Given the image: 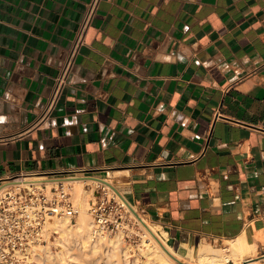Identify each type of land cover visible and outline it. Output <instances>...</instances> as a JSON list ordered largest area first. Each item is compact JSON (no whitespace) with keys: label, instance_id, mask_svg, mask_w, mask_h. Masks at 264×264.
I'll list each match as a JSON object with an SVG mask.
<instances>
[{"label":"crops","instance_id":"0c3cea01","mask_svg":"<svg viewBox=\"0 0 264 264\" xmlns=\"http://www.w3.org/2000/svg\"><path fill=\"white\" fill-rule=\"evenodd\" d=\"M89 1L0 0V181L97 176L176 254L264 262V0H98L50 104Z\"/></svg>","mask_w":264,"mask_h":264},{"label":"built area","instance_id":"2783aa9c","mask_svg":"<svg viewBox=\"0 0 264 264\" xmlns=\"http://www.w3.org/2000/svg\"><path fill=\"white\" fill-rule=\"evenodd\" d=\"M97 2L90 0L86 5L72 46L55 77L50 104L69 83L75 55L94 17ZM21 178L9 177L0 181V264H45L42 247L46 242L47 222L61 218L71 225L79 209L62 180L50 187L41 183L22 195L17 185ZM112 191L117 199L101 188L88 202L87 211L93 217L95 234L112 235L124 231L129 224L121 195Z\"/></svg>","mask_w":264,"mask_h":264},{"label":"rangeland","instance_id":"374dc122","mask_svg":"<svg viewBox=\"0 0 264 264\" xmlns=\"http://www.w3.org/2000/svg\"><path fill=\"white\" fill-rule=\"evenodd\" d=\"M25 178L36 180L37 176H24L20 180ZM44 178L46 179L42 180V182L62 180L63 184L68 186L67 190L71 194L75 207L79 209L71 225L67 223L66 219L61 218H53L47 222L45 227L46 242L42 247L45 264H156L157 262V264H199L194 260H189L184 256L176 254L175 250L169 248L161 240L156 241V249L152 251V254L150 253L151 255H147L146 257L145 242L151 237V239L149 238L150 242L147 243H152L153 235L149 234V229H145V226L147 228L148 225L151 228L150 225L153 227L155 225L133 208L130 211L124 207L129 220V224L124 231L112 235L95 234L93 231V217L87 211L88 202L99 194L101 188H104L109 195L117 199L112 191L117 192V190L110 181L99 179L97 176L84 175H71L61 179ZM72 179L81 180L82 182L81 189L77 193L72 191V186L69 183H65V181ZM46 184L47 187L57 185V183ZM80 192L81 194L79 195ZM81 219L85 222L83 228L79 226ZM50 221H54V223L51 224ZM58 221L66 223V225H62L63 230L61 233L54 229L55 223ZM241 258L242 256L238 258L229 257L224 264H246L257 261H243ZM257 263L264 264L261 261H257Z\"/></svg>","mask_w":264,"mask_h":264},{"label":"bare ground","instance_id":"6f19581e","mask_svg":"<svg viewBox=\"0 0 264 264\" xmlns=\"http://www.w3.org/2000/svg\"><path fill=\"white\" fill-rule=\"evenodd\" d=\"M44 179H46V178H44L42 176V177H37L36 180L27 179V178H25L23 180H18V181H20L17 184L18 185V189H19V191H20V193L22 195H26V194L30 193L33 190L34 187H39L41 183H56V181H54V182H49V181L48 182L47 181L46 182H42V180H44ZM91 181H94V180H91ZM65 183H69V185L72 186V191H74L75 193H77L78 190L80 191L81 186H82L81 180H77V179L67 180V181H65ZM87 190H89V189H87ZM80 194H81V192L79 193V195ZM82 198H83V195H82ZM120 198L123 200L126 208L131 211V209L133 207L124 199V197L120 196ZM50 223L53 224L54 221H50ZM84 223L85 222L81 219L80 222H79V224H80L79 226L81 228H83L85 226ZM55 225L56 226H54V229H56L57 231H59L61 233L62 230H63L62 225L64 226V225H66V223L58 221V222L55 223ZM150 226H151L152 229L148 225H147V228L145 226V229H147V230L149 229V234L151 236L153 235V240H151L153 242L152 243H147V242H150L151 237H149L150 239L148 238L146 240L147 242H145V247H146L145 248L146 249L145 250L146 251L145 254H146V257H147V255H151L152 251L154 249H156L155 248V246H156L155 243H157L158 241L161 240L168 246L167 240L165 238L166 237L165 233L161 229L156 227V226L155 227H153L152 225H150ZM224 250H226V252H224ZM59 254H60V251H59ZM241 256H242V250L239 247H237L236 245H233V244H231V245H229L227 247H224L223 249L216 248V247H213L211 245H208V246L202 245V246L199 247V249H198V251H197V253L195 255H193L191 251H188L187 255L185 256V258H187L189 260H194V261H196L199 264H224V262L227 261L229 259V257H235V258L237 257L238 258V257H241ZM63 260H61V261H63ZM246 264H258V263H257V261H252V262H249V263H246Z\"/></svg>","mask_w":264,"mask_h":264}]
</instances>
